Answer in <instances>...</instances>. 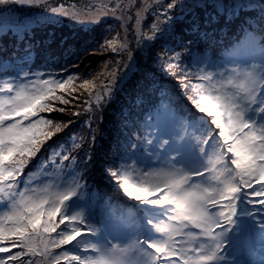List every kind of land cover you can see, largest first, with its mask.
<instances>
[{
	"label": "snow or ice",
	"instance_id": "obj_1",
	"mask_svg": "<svg viewBox=\"0 0 264 264\" xmlns=\"http://www.w3.org/2000/svg\"><path fill=\"white\" fill-rule=\"evenodd\" d=\"M256 2L236 0L233 10L255 8ZM11 4L47 7L48 0H0V6ZM208 6L217 13L225 11L223 0H192L190 5ZM177 7V0H169L156 12V22L150 26L153 35H141L142 21L138 18L136 43L164 38L163 52L171 55L160 71L176 80L185 98L203 115L194 117L186 112L150 63L139 66L138 80L129 77L136 58L127 39L119 45L105 40L92 50L85 45L79 52L73 51V45L65 51V63L58 72L21 68L16 75L0 80V204L5 205L0 208V264H223L227 259L225 238L236 216L256 218L264 213V43L255 30L245 28L221 60L213 62L203 56L184 65L181 52L168 46L171 42L187 48L190 43L176 35V23L185 19L183 13L179 17L173 14ZM50 12L53 17H71L77 22L64 5L52 7ZM88 23L91 32L103 25V19ZM124 27L127 36V23ZM29 31L26 21L10 22L0 16V33L11 32L30 57L33 45L26 39ZM189 31L198 33L199 25L193 23ZM105 47L113 55L127 52L129 64L119 76L118 68L106 73L113 77L111 82L101 84L102 91L89 92L83 112H72L77 118L88 114L84 127L89 130V141L95 140L93 105L103 119V107L119 103L116 93L125 94L126 88L137 93V100L150 91L158 96L159 103L145 120L147 128L156 132L148 131L140 145L122 146L125 150L118 149L116 154L119 162L103 169L136 206L119 214L106 213V218H115L127 227L122 232L102 234L86 215L83 204L78 203L85 200L84 169L72 173L70 184L66 178L53 183L50 177H44L61 159L76 165L89 163L91 156L86 153L78 161L66 154L64 145L50 147L46 156L42 150L74 123L54 122L51 113L68 111L57 107L56 102L75 107L79 96L73 93L77 92L78 81H82L79 88L96 87L89 78L91 70L69 71L68 58L79 60L81 54L95 55ZM246 57H258L260 63L240 67L246 64ZM116 64L119 66L120 61ZM74 67L79 69V64ZM82 139L70 134L73 146ZM144 144L147 147H141ZM128 148H138L142 161L129 159ZM33 161V169L25 172ZM92 199L100 197L93 193ZM258 223L264 231V219Z\"/></svg>",
	"mask_w": 264,
	"mask_h": 264
},
{
	"label": "trees",
	"instance_id": "obj_2",
	"mask_svg": "<svg viewBox=\"0 0 264 264\" xmlns=\"http://www.w3.org/2000/svg\"><path fill=\"white\" fill-rule=\"evenodd\" d=\"M88 1L90 0H48L47 7H27L15 4L0 6V16H3L10 22L19 20L28 23L30 31L26 39H30L33 45L31 56L29 57L24 51V44H17L16 38L11 32H7V34L0 33V80L16 75L21 68L25 70L31 68L32 71L58 72L60 71V66L65 63L64 53L70 46L74 45L73 51L75 52H79L85 45L88 48L89 46H93L90 50L99 48L104 43L105 36L111 34L110 36L114 35L113 41L117 45L125 42L126 39L129 40V49L133 57L136 58V66L132 72L128 73L129 77L138 80L140 77L139 66L150 63L152 69L156 72L157 78L174 93L175 98L178 99L186 112L194 117L203 115L199 114L185 98L176 80L165 76L160 71V66L164 65L167 57L171 55V53L166 54L163 52L164 38L156 41L141 39L140 44H137L136 32L133 35H125V19L128 18L129 20L131 18L135 20V15L130 16V14H134V11L131 13H127V11L132 7L135 10V5L126 8L123 5L124 0H91V8L87 6V9H94L93 13L98 12L103 15L101 17L103 25L91 32L88 31L90 27L88 24H71L67 20H51L48 18L49 16H53L51 14L45 16L47 15L46 11L49 12L52 7H59L71 2H78L81 6ZM153 1L155 13L160 11L161 7H166V4L169 2V0H162V2L161 0ZM177 2L180 4V7L175 8L173 14L179 17L183 13L185 19L176 23V35L177 37H183L185 42L190 43H188L187 48L180 47L178 43L171 42L168 43V46L173 47L175 51L181 52L184 65H188L196 57L203 56L211 58L213 62L221 60L225 56L226 50L242 37L243 29L245 28L249 31L255 30L258 38L264 43V19H262L264 13H261V5L257 2L255 8L233 10V3L236 0H224L223 6L225 11L220 13H217L212 6L192 8L190 7L192 0H177ZM205 3H207V0H205ZM138 4L139 8L142 2L139 3L138 1ZM14 13H18V16H14ZM113 16L118 19H113ZM141 17H143L141 19L142 23H145V25L141 24V35H153L151 34L153 33L151 27H148L146 30H143L142 27L151 26L152 23L156 22L153 19L154 14H147L145 12V14H139V17L137 15L136 20ZM193 23L199 25V32L196 34H192L189 31ZM134 25H136V21ZM109 27L111 31L106 30ZM62 28H65V30H61ZM201 33H206L207 35L203 36ZM145 44H147V47L144 46ZM49 54L51 55L49 56ZM104 55L109 56L108 63L112 64L114 61H117L118 55H113L109 50L105 54L103 51L97 52L95 55L83 56L81 54L79 60L72 57L68 58L69 71L75 73L79 70L81 73H84L91 70L92 75L89 78L93 80L96 87H90L87 90L82 89L79 88V83H82V81H78L77 92L73 93L74 96H79V100L74 101L75 107L73 105H59V102H56L57 107H66L68 111L67 113H60L58 111L51 113L50 116L54 119V122L73 120L74 123L69 129L56 134L47 142L45 148L42 150L46 156L50 147L64 145L66 154L80 161L84 158L80 149H87L89 150L87 154L92 159L89 163H78L76 165H73L70 161L63 162L61 159V163L57 164L54 168L50 167L49 171L44 173V177H50L55 182L60 181L62 177H70L73 181L74 176L72 173H75L78 169H84L85 179L87 180V187L83 189L86 198L84 200L85 204L89 205L93 202L96 208L98 207L101 210L96 218L101 219L102 223L109 221L111 223L112 221V224L117 225L118 229L122 232L127 225L115 218L108 219L105 214L110 211L119 214L128 208L134 209L136 202L126 198L117 188L114 181L104 173L103 169L110 164L119 162V156L116 154L118 149L121 151L125 150L122 146L126 144L140 145L141 140L147 135L148 131L156 132L155 128H147L145 120L148 119V113L154 112V108L158 105L159 100L158 96L150 94V91L143 93L142 100H137L135 98L137 93L126 88L125 94L116 93L119 103H107L106 107H103V119H101V111L96 110L93 105V132L95 140L94 142L89 141V130L84 127L88 114L85 113L77 118L72 115V112L76 110L83 112L87 106L85 101L90 100L89 92L102 91L101 84L111 82L113 77L106 73H110L113 69L118 68L117 76H119L123 73L124 66L129 64L127 52H124L119 55V66L117 64L114 66L107 64V66L104 65L102 70L100 67L101 63L99 64L98 61H101L99 58H102ZM75 64H79V69L74 67ZM48 65H51V67ZM192 70L194 71L195 68L193 67ZM129 93L130 96L128 95ZM91 99L94 100V96ZM71 133H75L77 137H83L82 140H77L76 142V146L82 145L80 148L77 147L79 151L70 140ZM83 145H88V147H83ZM141 147H147V145L144 144ZM127 151L129 159H133V157L138 161L142 159V152L138 148H128ZM34 164L35 161L29 164L25 172L32 170ZM80 182L84 183V181ZM93 193H97L100 199L93 200ZM114 206L116 207L113 208ZM4 207V204H0V208ZM113 228L116 227L113 226Z\"/></svg>",
	"mask_w": 264,
	"mask_h": 264
},
{
	"label": "rangeland",
	"instance_id": "obj_3",
	"mask_svg": "<svg viewBox=\"0 0 264 264\" xmlns=\"http://www.w3.org/2000/svg\"><path fill=\"white\" fill-rule=\"evenodd\" d=\"M138 1H139V3L142 2V5H140L139 8H138V6H139ZM153 2H154L153 0H137V1L136 0H124L123 5L126 8L130 7L131 5H135V10H134V7H132L130 9H128V11H127V13H129V12L131 13L132 11H134V14H130V16L132 17V15H135L134 16L135 20H132L131 18H129V20H128V18H127L124 21V23H127L128 35L129 34H131V35L135 34L136 25H134V23L136 21L137 14H145V12L147 14H152V13L154 15L156 14L152 10L154 8ZM223 2H224V0H223ZM87 3H85L84 5L82 4L81 6L79 5L80 3H78V2H71L69 4L64 5V10L74 14L77 22H74L71 17L60 16L59 18H56L53 16H49L51 14L50 11L49 12L46 11L47 15H45V16H49L48 18L51 20H56V21L67 20L71 24H88L89 25V23H88L89 21H92L94 19H100L103 15L101 13H98V12L93 13L94 9H92V10L87 9V6H89L91 8L92 1L90 0ZM257 3H259L261 5V0H257ZM14 16H18V13H14ZM143 17H141L140 19H142ZM60 24H62V23L60 22ZM143 24L145 25L144 22L142 23V25ZM133 26H134V28H133ZM148 27H150V26H146L144 28L142 27V29L146 30V29H148ZM61 30L64 31L65 28H62ZM124 33L126 35V29H124ZM151 34H153V33H151ZM110 35L105 36L106 37L105 40L113 41L114 35L113 36H110ZM92 47L93 46H89V49H91ZM107 51H108V48L105 47L103 49L104 54ZM108 58H109V56H107V55H104L102 58H99L101 61H98V62H99V64L101 63L100 67L102 68V70H103V67L105 65L104 62L107 61ZM114 58H115V56H114ZM118 58L120 59L119 55L117 57V60H118ZM243 59L246 61V64L241 63L239 65L240 67H244L246 65L250 66L252 63L258 64V62H259V60L257 58L254 60L251 58H247V57L243 58ZM107 64L114 66V65H116V61H114L112 64L108 63V61H107ZM107 64H106V66H107ZM229 67H232V65H229ZM77 84H78V82H77ZM77 147L80 148V144L78 146H76V148ZM83 147H88V145H83ZM68 148L70 149L69 146H68ZM80 152L83 156H85V154L88 153L89 150L80 149ZM139 161H142V159ZM149 162H153V161H149ZM62 178H65V177H62ZM66 179H67V181H66ZM66 179H65L66 183H69V184L72 183V180L70 177H67ZM60 181L55 182L51 179V182H53V183H58ZM78 203H80V202H78ZM81 203L83 204V206L85 208L86 215L89 217V219L91 220L92 223H94L97 227H99L101 229L102 234L105 232H121L118 229L119 227L117 225L112 224L113 223L112 221H111V223H110V221L106 222V223H102L101 219L96 218V216L98 215V213L101 210L98 207L96 208V205L93 204V202H91L89 205H86L84 201ZM115 207L116 206H114L113 208H115ZM257 219H259L258 221H261V219H264V213H260V215H258L256 218L249 217V216H246L243 214L236 216V218H235L236 222L233 225L232 231L225 238V244H224L225 253L224 254L226 255L227 259L223 262V264H264V231L261 230L260 223L257 222ZM113 226L116 228H113ZM108 238L110 240L112 239L111 236H109ZM235 245L238 246L237 249H236Z\"/></svg>",
	"mask_w": 264,
	"mask_h": 264
}]
</instances>
